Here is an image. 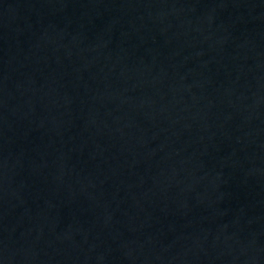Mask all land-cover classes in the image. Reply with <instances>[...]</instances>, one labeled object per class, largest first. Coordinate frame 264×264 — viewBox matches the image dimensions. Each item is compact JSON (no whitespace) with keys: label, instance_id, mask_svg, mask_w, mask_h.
<instances>
[{"label":"water","instance_id":"water-1","mask_svg":"<svg viewBox=\"0 0 264 264\" xmlns=\"http://www.w3.org/2000/svg\"><path fill=\"white\" fill-rule=\"evenodd\" d=\"M0 264H264V0H0Z\"/></svg>","mask_w":264,"mask_h":264}]
</instances>
